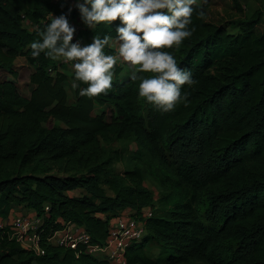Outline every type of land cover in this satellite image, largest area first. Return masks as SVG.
Returning a JSON list of instances; mask_svg holds the SVG:
<instances>
[{
	"label": "trees",
	"instance_id": "1",
	"mask_svg": "<svg viewBox=\"0 0 264 264\" xmlns=\"http://www.w3.org/2000/svg\"><path fill=\"white\" fill-rule=\"evenodd\" d=\"M261 1L229 21L238 27L230 32L206 20L210 0H196L192 34L165 50L197 82L185 84L186 99L163 111L138 95L139 80L119 56L112 87L87 96L72 86V61L32 55L30 42L52 13L71 7L70 23L83 25L73 39L83 29L110 35L105 51L112 53L118 19L91 28L76 0H0V216H7L5 205L32 208L44 250L24 247L0 224V264H114L100 252L109 218L146 205L153 207L148 232L127 247L128 264H156L151 247L168 264H264V32H255ZM19 56L32 64L18 63ZM128 138L160 170L158 197L142 166L109 170L103 144ZM69 224L83 226L89 242L71 248L50 241Z\"/></svg>",
	"mask_w": 264,
	"mask_h": 264
},
{
	"label": "clouds",
	"instance_id": "2",
	"mask_svg": "<svg viewBox=\"0 0 264 264\" xmlns=\"http://www.w3.org/2000/svg\"><path fill=\"white\" fill-rule=\"evenodd\" d=\"M196 0H76L81 19L91 28L100 22L115 25L118 49L106 52L110 35H93L91 42L74 40L76 26L70 23L67 12L51 14L44 26L38 29L39 39L30 42L33 56L41 52L53 59L72 61V86L81 95L94 96L112 87L114 66L118 56L140 71L131 79L139 80L138 95L163 111L172 110L181 99L185 84L194 85L190 70L178 65L172 52L165 47L179 46L192 34L189 27ZM203 15V12H198ZM155 73L145 76L144 72ZM85 82L80 86V82Z\"/></svg>",
	"mask_w": 264,
	"mask_h": 264
},
{
	"label": "rangeland",
	"instance_id": "3",
	"mask_svg": "<svg viewBox=\"0 0 264 264\" xmlns=\"http://www.w3.org/2000/svg\"><path fill=\"white\" fill-rule=\"evenodd\" d=\"M211 4L208 9L206 20L215 24H225L230 32H237L238 27L234 24H229V21H237L246 17L254 9L262 7V1L258 0H239L241 10L237 9L234 0H210ZM26 26L32 27L29 22H25ZM76 30L83 28L82 23L79 20L74 21ZM255 32L257 34H262L264 32V10L261 17V20L255 27ZM92 35L86 33L85 29L82 32H79L75 35L74 40H80L83 43L91 42ZM58 61H66V59H56ZM32 57L30 56H19L17 62L25 63L27 65L32 64ZM118 63H121L125 66L126 69H130L132 72H136L139 68L138 65H132L130 62L124 61L122 58L118 60ZM103 148L107 158H109L108 168L111 171L119 170L123 171L126 168H131L132 166L140 165L146 171L145 184L155 193L158 197L160 195L161 180L159 178L160 170L154 166V163L150 155L143 150L140 157L136 153L139 150L138 144L133 138L121 139L117 142L107 141L103 144ZM153 171H156L154 174ZM51 173H56L61 176L65 175L66 172L57 167H52ZM79 173L81 170H73L71 173ZM80 188L71 191V194H78ZM163 209L156 204L155 212H161ZM147 254L154 258L156 264H168L164 261V256L161 254V249L159 247H151L146 249ZM73 264H78L77 261H74ZM182 264H205L201 261H195L192 263H182Z\"/></svg>",
	"mask_w": 264,
	"mask_h": 264
},
{
	"label": "built area",
	"instance_id": "4",
	"mask_svg": "<svg viewBox=\"0 0 264 264\" xmlns=\"http://www.w3.org/2000/svg\"><path fill=\"white\" fill-rule=\"evenodd\" d=\"M153 215L151 205L143 206L140 210H122L112 215L108 222V235L100 252L114 264H128L126 249L134 241L141 240L148 232L147 219ZM41 218H30L28 215H16L5 222L9 226L11 237L24 247L44 253L40 246V236L37 227ZM90 235L83 226L72 224L63 230H56L50 237L54 244L77 248L81 243H88ZM78 255V251H76Z\"/></svg>",
	"mask_w": 264,
	"mask_h": 264
},
{
	"label": "crops",
	"instance_id": "5",
	"mask_svg": "<svg viewBox=\"0 0 264 264\" xmlns=\"http://www.w3.org/2000/svg\"><path fill=\"white\" fill-rule=\"evenodd\" d=\"M5 208L7 210L6 215H1L0 216V224H5V222H7L8 220H11L14 216L16 215H28L30 218H36L37 214L36 212L30 208L27 207L24 204H19V205H10L9 207L7 205H5ZM125 210H131L133 211L134 209L128 208ZM67 227H72V224H69Z\"/></svg>",
	"mask_w": 264,
	"mask_h": 264
}]
</instances>
